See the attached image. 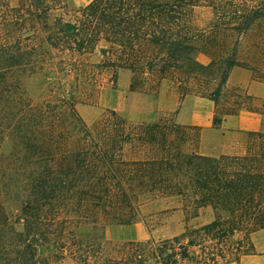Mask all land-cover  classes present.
<instances>
[{
    "label": "trees",
    "instance_id": "obj_1",
    "mask_svg": "<svg viewBox=\"0 0 264 264\" xmlns=\"http://www.w3.org/2000/svg\"><path fill=\"white\" fill-rule=\"evenodd\" d=\"M241 1L90 0L68 9L66 0H0V145L12 142L0 155V264L65 256L72 264H233L254 253L251 234L264 230V127L249 130L243 153L205 155L199 127L178 123L176 111L133 123L110 109L87 124L74 93L94 100L105 70L114 78L129 70L130 89L147 93L176 75L181 95L214 103L213 127L243 110L264 121V98L227 83L234 66L254 71L239 58V35L264 15V1ZM201 5L213 15L203 27ZM95 52L98 61H83ZM34 73L53 75L36 102L21 83ZM13 183L16 222L1 201ZM174 196L185 211L210 208L212 218L161 239L76 234L83 224H131L144 200Z\"/></svg>",
    "mask_w": 264,
    "mask_h": 264
},
{
    "label": "rangeland",
    "instance_id": "obj_2",
    "mask_svg": "<svg viewBox=\"0 0 264 264\" xmlns=\"http://www.w3.org/2000/svg\"><path fill=\"white\" fill-rule=\"evenodd\" d=\"M90 0H66L68 9H75L85 5ZM239 4L242 8L241 0H231ZM264 0H253L254 4H261ZM229 18L233 8L231 5L225 7ZM197 23L200 27L208 25L212 18V10L209 6H198L195 8ZM60 13L61 11H57ZM230 34H232L230 32ZM235 36L236 34L233 33ZM238 37V35H236ZM238 55L240 60L250 68H254V76H264V15L260 16L251 26V29L239 35ZM233 40V39H230ZM98 53L95 52L87 56L83 61H98ZM197 60L204 62L206 57L199 52L194 53ZM247 69V68H246ZM251 70V69H249ZM127 74V77H126ZM110 70L100 73V88L94 100L87 101L81 93L75 92L79 99L76 109L82 119L90 124L99 118L107 110H115L126 120L136 122H152L161 113L173 112L175 117L179 111L180 103L185 102L183 115L190 123L200 129V143L197 150L205 155L218 156L220 154H240L246 150L249 129H262L264 121L258 116V122L241 113L240 121L235 117L226 118L225 122L218 127H213L211 118L214 112V103L197 93L181 95L176 75H168V78L161 80L156 93H147L130 89L131 72L127 69H119L117 76H111ZM53 76V75H52ZM52 76L43 73L24 75L21 78L22 86L27 96L34 102L44 99L48 95V82ZM259 79V78H258ZM126 80V84H125ZM261 80V79H260ZM230 86H233L229 83ZM229 101L228 97L224 101ZM256 104L259 101H255ZM239 113V112H238ZM237 113V114H238ZM243 114V115H242ZM240 115V114H239ZM203 125V127L201 125ZM242 124L243 127H239ZM245 124V125H244ZM12 142L5 139L0 145V155L8 153ZM12 172V171H11ZM8 175L7 177H9ZM5 184L1 193V201L8 216L16 222V213L19 212L21 200L16 196H21L16 191L15 184ZM212 218L210 208H200L196 214L193 211H185V202L179 196L156 197L144 200L139 208L136 220L131 224H108L101 225H80L76 228L78 237H86L89 234L102 235L103 239L111 242L138 240V239H161L177 235L186 228L198 226ZM15 227L20 228V224ZM255 251L253 254L241 256L239 262L233 264H264V230H258L251 234ZM52 250L51 245L44 246L40 252L43 256L48 255ZM48 264H72V260L65 256L60 260L50 258Z\"/></svg>",
    "mask_w": 264,
    "mask_h": 264
},
{
    "label": "crops",
    "instance_id": "obj_3",
    "mask_svg": "<svg viewBox=\"0 0 264 264\" xmlns=\"http://www.w3.org/2000/svg\"><path fill=\"white\" fill-rule=\"evenodd\" d=\"M127 77V74H126ZM227 83L233 85V86H238V87H242L244 88L249 94L258 97V98H264V81L258 79L257 77L254 76L253 72L249 69L240 67V66H234L232 67V69L229 72L228 75V79H227ZM125 84H126V80H125ZM185 107V102H181L180 103V107H179V111L175 117L176 121L180 124H186V125H190V123H195L196 121H190L189 119H187L184 115H183V109ZM244 113L245 116L249 117L252 119V121L258 122V116L255 113L249 112V111H240L238 114L236 115H229L228 117H235L236 121H240L241 113ZM240 114V115H239ZM243 115V114H242ZM260 117V116H259ZM226 118L222 121L225 122ZM198 123V122H196ZM201 125V124H200ZM240 128L243 127L242 124H239ZM245 125V124H244ZM203 127V125H201ZM259 129V128H257ZM255 128L253 129H249V130H257ZM238 154V153H236Z\"/></svg>",
    "mask_w": 264,
    "mask_h": 264
}]
</instances>
